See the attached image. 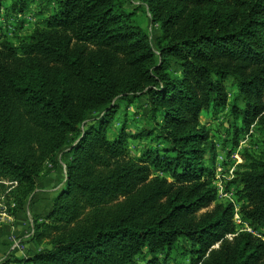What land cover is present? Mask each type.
<instances>
[{
	"label": "trees",
	"instance_id": "1",
	"mask_svg": "<svg viewBox=\"0 0 264 264\" xmlns=\"http://www.w3.org/2000/svg\"><path fill=\"white\" fill-rule=\"evenodd\" d=\"M129 2L158 27L154 43ZM54 5L27 38L0 42V182L16 183H0V197L16 216L39 179L64 173L47 215L18 237L33 255L13 261L170 264L180 250L188 264H264V150L245 154L229 182L251 232L237 231L234 205L216 202L201 123L228 107L234 144L264 127V0ZM140 100L150 129L128 131L122 112L110 132ZM129 139L146 144L136 154Z\"/></svg>",
	"mask_w": 264,
	"mask_h": 264
},
{
	"label": "rangeland",
	"instance_id": "2",
	"mask_svg": "<svg viewBox=\"0 0 264 264\" xmlns=\"http://www.w3.org/2000/svg\"><path fill=\"white\" fill-rule=\"evenodd\" d=\"M26 1L27 8L23 13H17L11 10L13 4L16 10L20 9V0L2 1L0 8V42L5 39L16 44L20 40L27 38L35 30V28H37V26H39L46 17H48V15H51L56 11L54 0ZM143 9L137 2H129L126 4V10L133 13L135 18L140 21L141 28L151 34V38L154 43L155 37L159 34L158 27L151 25L149 16L144 13ZM232 84L233 82L231 80L226 82L227 90ZM138 103L139 106H129L126 109L121 110V113L119 112V115L116 116L117 119L115 118L116 120L114 119L111 123L112 128L110 129V132L121 126L122 112L126 113L128 131L135 132L139 129H150V125L144 118L147 113L145 101L140 100ZM256 122L250 126L248 132L242 134L234 144L233 129H231L232 118L229 116L228 107L213 121H207L201 118V123L206 125L209 131L208 145L214 147L216 155L213 179V186L216 190V202L221 205H234L232 223L235 225L237 231H243L248 227L241 220L238 212L239 203H237V198L235 197L236 188L231 186L229 182L233 177L234 171L243 163L245 154L257 155L264 150V127L259 124L257 125ZM128 143L131 152L137 154L138 151L146 144V140L142 139L135 141L129 139ZM60 156L61 155H58L57 162L60 161ZM44 180L45 178H41L37 181V189L50 190L54 188L51 185H43L42 183ZM61 181L64 182V179L61 178ZM58 193L59 191L54 194V197ZM13 207L14 204L12 201L7 202L4 197H0V228H2L3 233H6L7 229V233H10L8 237L10 246L6 245V254L0 257V262L3 260L0 264H25V262L17 263L13 260L27 258L29 255L25 254L27 253L28 247L34 250V247L30 242H24V244L21 245L23 249L19 250V244L15 245L16 241L11 242L9 239L10 236L13 240L18 238L14 227L21 212L14 216L12 213ZM33 217L29 220L31 223ZM238 221L240 225L238 224ZM226 238L231 239L232 236L227 235ZM262 239L264 240V238ZM183 244L186 245L185 243ZM215 247H217V245ZM18 253L23 256H21V258L16 257V254L18 255ZM172 257L174 260H172L173 262L170 264H188V256L181 254L180 250ZM138 264H142V262H139Z\"/></svg>",
	"mask_w": 264,
	"mask_h": 264
},
{
	"label": "crops",
	"instance_id": "3",
	"mask_svg": "<svg viewBox=\"0 0 264 264\" xmlns=\"http://www.w3.org/2000/svg\"><path fill=\"white\" fill-rule=\"evenodd\" d=\"M60 161H66V158L60 159ZM61 178L64 179V175L60 172L56 174V176H47L45 177V180L43 181V185L45 186H52L53 189L46 190V189H37L33 199L31 200L30 204L27 206V208L22 212L18 219L16 220L15 225V231L17 236H24L28 231V223L29 220L33 216H40L45 217L50 210L51 207V200L54 197V194L56 192H60L61 187L63 185V181H61ZM8 230V229H7ZM3 233L2 228H0V257L4 256L6 253V241L8 240V237L10 233ZM27 249V248H26ZM34 250L30 249L28 247L27 253L25 255H33ZM21 256L18 253L16 254V257L21 258Z\"/></svg>",
	"mask_w": 264,
	"mask_h": 264
},
{
	"label": "built area",
	"instance_id": "4",
	"mask_svg": "<svg viewBox=\"0 0 264 264\" xmlns=\"http://www.w3.org/2000/svg\"><path fill=\"white\" fill-rule=\"evenodd\" d=\"M1 184H3V185H5L6 187H7V191L6 192H9V191H11V190H13L14 188H15V186H16V183L15 182H9V181H2V182H0ZM238 224L240 225V223H239V221H238ZM245 231H247V232H251L250 231V229H248V228H246L245 229ZM28 238V236H26V238H25V240ZM10 241L11 242H15V245L16 244H19V250H22L23 249V247L21 246L22 244H24L23 242V240H21V239H19V238H17L16 240H13V238L10 236ZM14 245V246H15ZM2 261L3 260H1V262L0 263H2Z\"/></svg>",
	"mask_w": 264,
	"mask_h": 264
}]
</instances>
